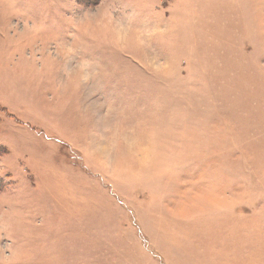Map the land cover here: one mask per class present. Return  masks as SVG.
I'll list each match as a JSON object with an SVG mask.
<instances>
[{"label":"rangeland","instance_id":"obj_1","mask_svg":"<svg viewBox=\"0 0 264 264\" xmlns=\"http://www.w3.org/2000/svg\"><path fill=\"white\" fill-rule=\"evenodd\" d=\"M0 264H264V0H0Z\"/></svg>","mask_w":264,"mask_h":264},{"label":"crops","instance_id":"obj_2","mask_svg":"<svg viewBox=\"0 0 264 264\" xmlns=\"http://www.w3.org/2000/svg\"><path fill=\"white\" fill-rule=\"evenodd\" d=\"M0 24H3L2 22Z\"/></svg>","mask_w":264,"mask_h":264}]
</instances>
